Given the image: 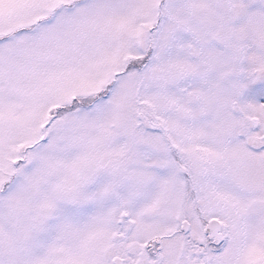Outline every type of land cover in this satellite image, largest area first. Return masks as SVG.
Segmentation results:
<instances>
[{
  "label": "snow or ice",
  "instance_id": "1",
  "mask_svg": "<svg viewBox=\"0 0 264 264\" xmlns=\"http://www.w3.org/2000/svg\"><path fill=\"white\" fill-rule=\"evenodd\" d=\"M0 264H264V0H0Z\"/></svg>",
  "mask_w": 264,
  "mask_h": 264
}]
</instances>
